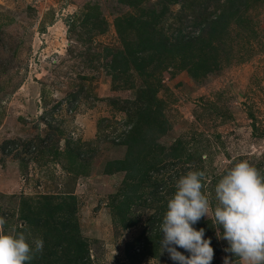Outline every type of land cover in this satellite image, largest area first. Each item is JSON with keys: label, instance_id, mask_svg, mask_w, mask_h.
<instances>
[{"label": "rangeland", "instance_id": "obj_1", "mask_svg": "<svg viewBox=\"0 0 264 264\" xmlns=\"http://www.w3.org/2000/svg\"><path fill=\"white\" fill-rule=\"evenodd\" d=\"M218 1L0 0L6 231L41 238L42 252L56 250L54 264H177L160 253V224L176 180L205 171L214 207L222 168L246 159L264 172V0L240 4L241 19L234 16L206 49L209 69H195L204 57L198 50L184 67L179 55L162 54L145 70L131 63L117 79L109 71L111 51L124 50L126 42L139 54V28L121 36V14L164 10L155 26L174 42L179 32L197 36L198 21L219 12ZM87 13L93 23H84ZM146 88L154 94L152 108L161 111L156 129L165 128L155 130V139L145 136L146 123L134 125L140 115L132 102ZM124 198L134 201L120 218L116 208ZM207 221L194 227L205 225V238L219 249L211 264H224L227 241ZM57 231L67 235L62 247H54Z\"/></svg>", "mask_w": 264, "mask_h": 264}, {"label": "clouds", "instance_id": "obj_2", "mask_svg": "<svg viewBox=\"0 0 264 264\" xmlns=\"http://www.w3.org/2000/svg\"><path fill=\"white\" fill-rule=\"evenodd\" d=\"M214 189L215 206L206 188V173L191 170L175 182L160 224L161 251L177 264H211L214 249L204 228H195L208 218L217 239L227 241L230 255L224 264H264V172L243 159L222 168ZM7 220L0 216V264H31L42 253L44 241L30 239L24 232L6 231ZM184 249V252L178 251Z\"/></svg>", "mask_w": 264, "mask_h": 264}, {"label": "trees", "instance_id": "obj_3", "mask_svg": "<svg viewBox=\"0 0 264 264\" xmlns=\"http://www.w3.org/2000/svg\"><path fill=\"white\" fill-rule=\"evenodd\" d=\"M141 0H125L128 5H136ZM172 3H178L180 0H169ZM219 2L221 9L219 12L217 10H214L212 15L202 17L198 21V28L199 33L197 32V36H190V35H183L182 32H179L177 35L174 36L175 41L169 42L168 36L166 32L162 31L161 29L156 28V21L158 17L162 16L164 14V10L157 11L156 9H152L149 11H143L141 13L140 17H135L132 14H121L118 16L116 20V26L118 27V30L120 31V35H124V30L128 27H132L134 25L139 28V32L141 33V37L139 39V54L136 55L135 48L130 42H126L124 47V50H117V51H111L112 55L109 62V71H111L112 77L114 79L118 78V74L125 73L129 68L131 63L136 67L138 70L142 69L145 70L144 63L151 62L154 59H157L162 57V54L166 55H179L180 57L184 58L183 60V67L187 65L186 59L192 58L195 55H200V53L204 54V57L200 59L197 62H194L195 69L198 68H206L209 69L210 66V60L208 59V56H205L207 54L206 49L215 47L213 42L218 38L221 37L225 30L228 28L229 23L232 21L233 17L235 16L238 20L241 19L242 13H240L241 5L245 0H220ZM246 5V1L244 2ZM166 9V7L164 8ZM144 16H149L148 19L142 18ZM231 20V21H230ZM85 24L93 23L91 20V14L87 13L85 19H83ZM135 21L137 22L135 24ZM122 27V28H121ZM206 34V35H205ZM170 45V47H169ZM199 50L198 53H196ZM145 55L147 57H145ZM154 94H152L151 88L144 89L141 93V96L136 100L135 102H132L136 107L137 111L140 115V119L137 120L134 125H136V128L141 127L142 123L147 124V130L144 132L146 134L145 136H154L155 130L159 131H165V128H158L156 129V126L160 124V119H157V116L161 114V111L158 107L152 108L154 106V100H153ZM117 102V101H116ZM129 102V101H127ZM156 105V104H155ZM123 107V105H121ZM155 122V124H154ZM135 130V127L132 128ZM132 130V131H133ZM148 134V135H147ZM136 139V138H135ZM155 139V136H154ZM137 140V139H136ZM140 142L144 141L141 138H138ZM153 141V139H152ZM151 141V142H152ZM153 144V143H152ZM170 155L172 157L177 158L175 149L173 148L171 150ZM187 160V159H186ZM184 161V160H183ZM187 162V161H184ZM118 162H116V165L118 166ZM135 168V167H133ZM151 166H147V169L149 170ZM137 169V168H136ZM147 171V170H146ZM134 190V193L136 191V188H138V184H135L132 186ZM123 202H120L119 206H117L116 210L119 212L117 215H123L126 213L129 203H132V201H128V198H124L122 200ZM119 216L120 218H122ZM125 218V217H124ZM208 225L211 224V221H207ZM201 228H206L205 225L200 226ZM207 233L211 234L209 230H206ZM208 234V236H209ZM57 240V243L54 247L58 246L62 247L60 244L61 241L65 240L67 241V235L61 233V231H57L55 234ZM213 243V242H211ZM58 244V245H57ZM68 244L71 245L72 242L68 241ZM213 245V244H212ZM213 247V246H212ZM227 247V244H226ZM215 251H219L218 248H216V245L213 248ZM65 250L67 252V255L70 259L73 258V252L70 251V247L66 246ZM56 250L50 248H46L44 252L37 254L36 257L31 261V264H54L58 260V256L55 253ZM77 253H79V248L76 249ZM73 253V254H71ZM78 256V255H77ZM60 258V257H59ZM69 262V259H68Z\"/></svg>", "mask_w": 264, "mask_h": 264}]
</instances>
